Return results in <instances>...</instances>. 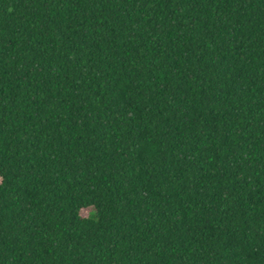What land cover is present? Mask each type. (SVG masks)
<instances>
[{"label": "trees", "instance_id": "trees-1", "mask_svg": "<svg viewBox=\"0 0 264 264\" xmlns=\"http://www.w3.org/2000/svg\"><path fill=\"white\" fill-rule=\"evenodd\" d=\"M0 264H264V0H0Z\"/></svg>", "mask_w": 264, "mask_h": 264}]
</instances>
